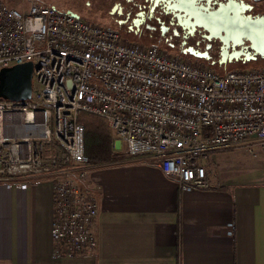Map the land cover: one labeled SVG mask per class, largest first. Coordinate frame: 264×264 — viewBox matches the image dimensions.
I'll return each instance as SVG.
<instances>
[{"label": "built area", "instance_id": "built-area-1", "mask_svg": "<svg viewBox=\"0 0 264 264\" xmlns=\"http://www.w3.org/2000/svg\"><path fill=\"white\" fill-rule=\"evenodd\" d=\"M25 62L30 98L0 99V186L50 184L56 258L96 248L81 117L101 119L126 155L149 157L180 192L208 187L213 151L255 141L264 153V67L217 73L36 0L24 13L0 0V69Z\"/></svg>", "mask_w": 264, "mask_h": 264}, {"label": "crops", "instance_id": "crops-1", "mask_svg": "<svg viewBox=\"0 0 264 264\" xmlns=\"http://www.w3.org/2000/svg\"><path fill=\"white\" fill-rule=\"evenodd\" d=\"M260 153L227 168L224 152H211L203 163L208 187L191 192H180L149 157L90 165L96 248L77 257L53 256L48 182L24 191L0 186V264H264Z\"/></svg>", "mask_w": 264, "mask_h": 264}, {"label": "flooded vegetation", "instance_id": "flooded-vegetation-1", "mask_svg": "<svg viewBox=\"0 0 264 264\" xmlns=\"http://www.w3.org/2000/svg\"><path fill=\"white\" fill-rule=\"evenodd\" d=\"M106 1L110 5L109 15L114 29L132 43L155 45L174 57L206 64L217 71L235 64L264 62V59L253 55L245 41L238 46L231 43L225 46L219 38L209 36L207 31L197 26V17H190L189 10L180 4V0ZM227 1L213 0L212 5L206 3L205 6L215 11ZM242 2L248 6L243 16H260L251 3Z\"/></svg>", "mask_w": 264, "mask_h": 264}, {"label": "rangeland", "instance_id": "rangeland-1", "mask_svg": "<svg viewBox=\"0 0 264 264\" xmlns=\"http://www.w3.org/2000/svg\"><path fill=\"white\" fill-rule=\"evenodd\" d=\"M245 1L253 5V10L255 12H258L257 15L264 16V0H245ZM2 2L8 8L15 9L21 13L26 12L30 6V0H2ZM36 2L44 6L52 7L57 11L63 13H69L82 21L95 24L99 27H109L114 29V26L110 21L111 20L109 15L110 5L106 0H36ZM191 63L210 67L214 69L217 73H222L227 70H248L253 68L264 67V62L258 61L255 63H247L243 65L235 64L227 67L225 70L217 71L215 68L208 66L206 64H202L194 61L193 62L191 61ZM109 133L111 137L114 139L113 134H111L110 131ZM255 144H256L255 141H250L232 147L217 150V152H224V154H219L221 155L220 157L224 159L222 161V166L223 163H225V166H227V168L229 166L239 167V166H244L245 163L248 162L250 156L251 157L256 156L257 159V157L260 156L261 151ZM49 148L50 147H48L47 150H49ZM113 148L117 153L126 156L124 153V147H121V144L117 140L114 141ZM141 157H146V156H141ZM126 158L128 157L126 156ZM211 171H212V175H214L217 174L218 169H216L215 167V169L212 168Z\"/></svg>", "mask_w": 264, "mask_h": 264}, {"label": "water", "instance_id": "water-1", "mask_svg": "<svg viewBox=\"0 0 264 264\" xmlns=\"http://www.w3.org/2000/svg\"><path fill=\"white\" fill-rule=\"evenodd\" d=\"M227 2L225 4H227ZM220 7L221 5H219L215 11H219ZM71 16L76 18L74 15ZM257 18L264 20V17L262 16L253 17L252 20L255 21ZM196 24L207 31L209 36L219 38L222 44L225 46L228 45V43H231L232 46H238L244 41L247 42L248 48L252 51L253 55L264 59V54H262L264 53V24L256 26V32L241 36L239 38V42H237L234 32L221 30V26L219 25L212 26L206 21H197ZM249 35H251L252 38H249ZM31 77V62H25L7 68H1L0 99L10 102L28 100L31 93Z\"/></svg>", "mask_w": 264, "mask_h": 264}, {"label": "snow or ice", "instance_id": "snow-or-ice-1", "mask_svg": "<svg viewBox=\"0 0 264 264\" xmlns=\"http://www.w3.org/2000/svg\"><path fill=\"white\" fill-rule=\"evenodd\" d=\"M206 3L212 5L213 0H180V4L189 10L190 17L195 16L198 21H206L212 26H221V30L234 32L237 42L241 36L256 32V26L264 24V20L257 18L254 21L251 17L242 15L248 7L242 0L239 3L237 0H228L227 4L221 5L219 11L209 10ZM249 38H252L251 35Z\"/></svg>", "mask_w": 264, "mask_h": 264}, {"label": "trees", "instance_id": "trees-1", "mask_svg": "<svg viewBox=\"0 0 264 264\" xmlns=\"http://www.w3.org/2000/svg\"><path fill=\"white\" fill-rule=\"evenodd\" d=\"M79 123L83 126L84 155L91 166H105L126 159L127 155L113 151V139L101 119L83 116Z\"/></svg>", "mask_w": 264, "mask_h": 264}]
</instances>
